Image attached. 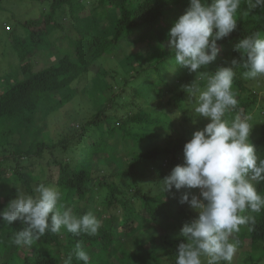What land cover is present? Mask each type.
Here are the masks:
<instances>
[{
    "label": "trees",
    "instance_id": "trees-1",
    "mask_svg": "<svg viewBox=\"0 0 264 264\" xmlns=\"http://www.w3.org/2000/svg\"><path fill=\"white\" fill-rule=\"evenodd\" d=\"M29 3L36 6V17L10 16L18 20L22 35L15 34L14 23L12 29L2 25L8 35L1 43V57L11 58L0 74V211L17 189L31 193L44 182L62 192L60 204L77 215L91 211L102 226L95 236L62 229L18 247L12 238L20 222L0 223V264H63L70 254L73 264H82L75 259L78 244L89 253L90 264H114L106 254L115 244L120 253L116 264H175L183 240L180 229L197 214L178 202L186 189L173 199L159 190V183L184 163V144L209 122L198 118L195 98L183 90L194 80L203 88L206 80L187 69L173 71L174 53L167 45V32L184 14L188 0ZM256 32L264 36V9L251 10L247 0H241L236 30L218 42L219 55L200 72L231 66L240 55L235 45ZM144 43L153 46L144 57L125 59L131 64L130 75L115 66L104 68L105 62L129 51L127 46ZM52 51L53 61L36 64L35 56L47 57ZM243 71L242 66L235 69L238 109L227 118L251 114L249 139L264 159V78L244 79ZM79 93L91 105L83 106L82 115H71L47 141L42 128L50 113ZM256 188L264 195V183ZM242 214L254 216L255 223L233 233L238 238L231 264H264V211ZM144 222L156 235L143 244L136 233Z\"/></svg>",
    "mask_w": 264,
    "mask_h": 264
},
{
    "label": "clouds",
    "instance_id": "clouds-1",
    "mask_svg": "<svg viewBox=\"0 0 264 264\" xmlns=\"http://www.w3.org/2000/svg\"><path fill=\"white\" fill-rule=\"evenodd\" d=\"M240 4L241 0H188L184 14L167 32V45L174 53L173 71L187 69L206 80L203 88L194 80L183 90L195 98L198 118L209 121L184 144V163L159 183V190L173 199L186 189L178 202L197 213L180 229L183 240L177 246L175 264H204L202 257L207 258L206 264H231L236 244L230 237L242 226L255 223L254 216L242 213L264 211V195L256 188L264 183V159L249 139L251 118H227L238 109L235 69L242 66L244 79L264 78V36L256 32L240 40L234 47L239 58H233L231 66H221L214 73L200 72L216 60L221 50L218 42L236 30ZM247 4L251 10L264 9V0H247ZM61 198L59 189L44 182L34 185L31 193L17 189L15 198L0 211V223L19 221L22 226L12 243L31 246L46 233L58 234L62 229L77 236L97 235L102 222L91 211L73 213L59 203ZM75 259L90 264L89 253L79 244ZM63 264H73V256Z\"/></svg>",
    "mask_w": 264,
    "mask_h": 264
},
{
    "label": "rangeland",
    "instance_id": "rangeland-1",
    "mask_svg": "<svg viewBox=\"0 0 264 264\" xmlns=\"http://www.w3.org/2000/svg\"><path fill=\"white\" fill-rule=\"evenodd\" d=\"M16 1L17 0H5L3 4V10L0 9V74L8 67L6 66V64L8 60L11 58L10 57L9 59H2L1 57V51H2L1 43L4 42L6 36L8 35L6 34V32H4V28L2 27V25H4V27H7L9 25L12 29L11 23H14L15 24V34L22 35L23 30L19 27L18 20L11 19L10 18L11 14H14V15L24 14L28 17H34V16L36 17L38 14L36 6L31 3L28 4V0H21V1L18 0L17 4H16ZM5 21H7L8 24L5 23ZM139 46L140 47L136 46L134 48H132L131 46H127L128 48L130 47L129 51L125 52L124 54L118 55V57H116L115 59L113 58L105 62L104 68L107 69V68L115 66L121 72V74L124 73L126 75H130L132 73L131 64L128 63L125 59H128V57H132L133 60H135L136 57H139V56L144 57L145 53H147L153 47L145 43L142 45L139 44ZM6 55H8L7 52L5 56ZM54 59H55L54 51H52V54L47 57L45 55L34 57V60L36 61V64H38V66H42L44 65V63H46V61L51 62ZM12 62L16 63L17 59L13 58ZM84 105L90 106L91 105L90 100L89 98L79 93V95H75V96L73 95V100L69 102L66 106L58 109V111L56 110L57 112L56 111L51 112L50 113L51 115L47 120V126H43L42 128V133H44V138L47 139V141H51L57 135L58 129L59 130L63 129V126L66 123L65 121H68V118H70L71 115L78 114V113L79 115H82V113L84 112V109H83ZM245 117H251V114L250 115L248 114ZM72 124L75 125V122H73ZM110 167L111 169H113V165L111 163H110ZM191 191L198 193L197 189L191 190ZM179 195H181V192L179 193ZM194 214H197V213L194 212ZM192 217L195 218L194 216ZM139 228L140 230L136 233L137 237L136 236L135 237L136 239L141 241L143 244L146 243L150 237L156 235V231L154 230V228H152L147 222L141 223ZM130 234L136 235L133 233H130ZM237 238L238 237L236 235L232 234V236L230 237V241L234 243V241H237ZM116 248L118 247L115 244L113 247L107 250V254H106L108 259L113 261L112 263L114 264H116L115 263L116 257L120 254ZM127 248L132 249L133 245L129 244ZM238 251L239 250H237V255L239 256L240 254ZM202 260L206 263L207 258L203 257Z\"/></svg>",
    "mask_w": 264,
    "mask_h": 264
}]
</instances>
